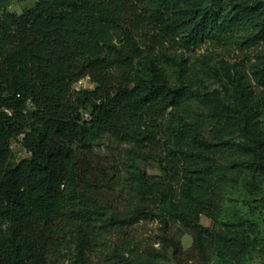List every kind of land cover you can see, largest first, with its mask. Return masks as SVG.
Returning <instances> with one entry per match:
<instances>
[{"label":"trees","instance_id":"1","mask_svg":"<svg viewBox=\"0 0 264 264\" xmlns=\"http://www.w3.org/2000/svg\"><path fill=\"white\" fill-rule=\"evenodd\" d=\"M11 2L0 0V264H169L180 229L204 264L255 247L254 224L220 217L229 186L264 179V98L251 104L238 71L221 99L195 88L169 45H264V0H39L21 14ZM256 58L264 93V51ZM85 77L94 88L74 90ZM236 130L249 165L225 139ZM105 136L133 146L123 207L113 181L93 178L106 176L94 154ZM17 141L29 157L16 159ZM142 220L159 222L160 248L136 241Z\"/></svg>","mask_w":264,"mask_h":264},{"label":"rangeland","instance_id":"2","mask_svg":"<svg viewBox=\"0 0 264 264\" xmlns=\"http://www.w3.org/2000/svg\"><path fill=\"white\" fill-rule=\"evenodd\" d=\"M39 0H15L13 6L9 8L11 12L21 14L23 11L32 8ZM170 52H176L185 59L188 67V75L191 76L195 88L211 94L215 99L223 98L226 92L233 93V86L227 75L239 72L249 85L248 98L253 106L259 104L264 98V93L259 86L251 79V65L257 61L256 56L264 51V45L251 49H241L234 47H217L211 43H203L190 50L180 49L177 46L169 45ZM94 84L89 77H85L74 85V90L81 88H94ZM251 112L252 120L258 118L257 111ZM234 148L238 150L241 163L249 165L253 159V154L249 149L250 140L241 130L230 131L225 134ZM133 149L132 145L121 144L109 136L99 140L94 147L95 162L104 168L100 174H93V178L98 177L106 186L111 181L115 183L117 192L121 199L114 202L115 205L123 207L125 200L131 199L128 180L129 154ZM13 151L17 160L29 157L30 153L20 144L19 141L13 143ZM141 166L149 174H161L158 163L155 161L140 162ZM114 186V185H113ZM106 188V187H105ZM98 195L105 199V202L112 203L114 195H106L103 192ZM249 221L257 228V232L251 238L256 241V246L248 253L237 257L229 255L216 256L209 264H264V179L254 177L250 172L245 173L236 184L226 189L222 203V213L220 221L222 223L230 221ZM203 225L211 226L212 221L206 217L202 218ZM136 241L143 246L154 245L160 248L159 241L162 232L158 221H140L133 227ZM175 235L180 240L182 248L177 253L169 251V264H204L195 254L192 248V236L183 230H174ZM73 255L76 254L72 251ZM66 253V251H65ZM59 264H64L59 263Z\"/></svg>","mask_w":264,"mask_h":264},{"label":"built area","instance_id":"3","mask_svg":"<svg viewBox=\"0 0 264 264\" xmlns=\"http://www.w3.org/2000/svg\"><path fill=\"white\" fill-rule=\"evenodd\" d=\"M13 1H15V0H12V2H13ZM12 2H11V4H10V6H9L10 8L13 6ZM83 115H84V118H85V119H88V118H89V114H88V112H85Z\"/></svg>","mask_w":264,"mask_h":264}]
</instances>
